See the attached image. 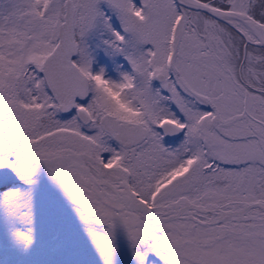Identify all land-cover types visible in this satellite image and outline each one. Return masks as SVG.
<instances>
[{"label": "snow or ice", "instance_id": "obj_1", "mask_svg": "<svg viewBox=\"0 0 264 264\" xmlns=\"http://www.w3.org/2000/svg\"><path fill=\"white\" fill-rule=\"evenodd\" d=\"M0 246L264 264V0H0Z\"/></svg>", "mask_w": 264, "mask_h": 264}, {"label": "rangeland", "instance_id": "obj_2", "mask_svg": "<svg viewBox=\"0 0 264 264\" xmlns=\"http://www.w3.org/2000/svg\"><path fill=\"white\" fill-rule=\"evenodd\" d=\"M127 257V253L122 247L119 264H123ZM53 258V254L47 249H40L28 258H19L11 253L6 246H0V264H50ZM89 264H95V261L90 258Z\"/></svg>", "mask_w": 264, "mask_h": 264}, {"label": "water", "instance_id": "obj_3", "mask_svg": "<svg viewBox=\"0 0 264 264\" xmlns=\"http://www.w3.org/2000/svg\"><path fill=\"white\" fill-rule=\"evenodd\" d=\"M123 264H131L130 259H128V257H127L126 260L123 262Z\"/></svg>", "mask_w": 264, "mask_h": 264}]
</instances>
